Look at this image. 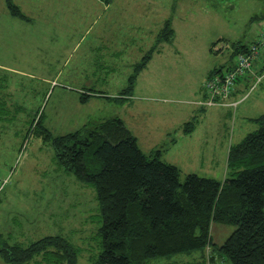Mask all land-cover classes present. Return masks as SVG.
<instances>
[{
	"label": "rangeland",
	"instance_id": "obj_1",
	"mask_svg": "<svg viewBox=\"0 0 264 264\" xmlns=\"http://www.w3.org/2000/svg\"><path fill=\"white\" fill-rule=\"evenodd\" d=\"M13 1L29 19L12 16L0 0V62L9 68L0 65V244L26 246L59 234L79 248L77 264H95L102 250L96 189L65 171L33 131L40 115L55 136L121 118L146 154L160 150L162 160L179 167L181 182L191 173L226 178L230 146L259 128L253 119L264 114V79L253 88L254 76L232 99L247 94L236 107L203 110L197 102L208 73L230 62L232 44L260 39L264 0ZM167 20L174 38L154 52ZM151 50L131 96L81 101L86 92L121 96ZM260 53L264 60V47ZM190 121L192 133L177 129ZM235 228L215 222L214 245ZM201 254L148 264L188 263Z\"/></svg>",
	"mask_w": 264,
	"mask_h": 264
},
{
	"label": "trees",
	"instance_id": "obj_2",
	"mask_svg": "<svg viewBox=\"0 0 264 264\" xmlns=\"http://www.w3.org/2000/svg\"><path fill=\"white\" fill-rule=\"evenodd\" d=\"M5 1L12 16L29 19L13 0ZM101 1L109 5L113 0ZM174 33L167 20L152 50L157 51L163 41H172ZM250 46L233 43L230 62L212 69L206 82L231 70L237 56ZM152 50L137 64L121 96L86 92L81 101L91 96L114 101L131 96ZM253 71L264 79V63L260 71ZM254 76L239 80L236 90ZM253 121L259 128L230 146L223 181L191 173L181 182L179 167L162 160L160 150L146 154L121 118L55 136L40 115L33 131L51 145L65 171L96 189L102 250L95 264H148L152 259L193 251L202 254L193 262L178 264H264V114ZM195 125V121L184 123L183 132L191 133ZM215 222L236 226L220 245H214L211 235ZM0 256L8 264H77L79 248L62 235H47L26 246L0 244ZM217 258L221 263H216Z\"/></svg>",
	"mask_w": 264,
	"mask_h": 264
},
{
	"label": "built area",
	"instance_id": "obj_3",
	"mask_svg": "<svg viewBox=\"0 0 264 264\" xmlns=\"http://www.w3.org/2000/svg\"><path fill=\"white\" fill-rule=\"evenodd\" d=\"M262 47H264V31L262 32L260 39H257L251 44L248 52L241 53L237 56L235 64L231 70L226 71L222 77L215 76L211 78L204 84L206 98L205 101H202L199 104L227 105L226 100L235 92L239 80H242L244 77H248L251 74L256 76V83H259L262 80V77L257 76L254 73L253 62L258 57ZM255 86L256 84L253 88ZM233 105H237V103H233Z\"/></svg>",
	"mask_w": 264,
	"mask_h": 264
},
{
	"label": "crops",
	"instance_id": "obj_4",
	"mask_svg": "<svg viewBox=\"0 0 264 264\" xmlns=\"http://www.w3.org/2000/svg\"><path fill=\"white\" fill-rule=\"evenodd\" d=\"M256 63H259V64H257L255 67H254V69L256 70V71H258L259 69H261L262 68V66H263V62H264V60H263V55L260 53V55H259V57H258V59L255 61ZM2 63L0 62V65H1ZM3 65V67H5V68H7V69H9L7 66H5L4 64H2ZM1 65V66H2ZM260 71V70H259ZM209 74V73H208ZM252 80V79H251ZM251 80H247L246 82H242V83H240L239 85H238V87H237V90H236V92L226 101V103H227V105H221V104H215V105H206V106H204V107H202L203 105L202 104H198V103H200V102H202L203 100H204V98L202 99V100H200V101H198L197 102V104L198 105H200L201 107H202V109L204 110V108L205 107H209V109L208 110H217L219 107H236L242 100H243V98L247 95H245L244 97H241L240 99H238V100H236V101H232V99H236L239 95H241V94H243L244 93V91L249 87V85H250V81ZM202 90H203V88H202ZM203 93V92H202ZM106 95V94H105ZM233 103H237V105H233ZM182 126H183V124L182 125H180V126H178L177 127V129L178 130H181L182 129ZM183 130V129H182ZM195 130V129H194ZM193 130V131H194ZM192 131V132H193ZM191 132V133H192ZM136 136V135H135ZM136 138H137V136H136ZM137 140H138V138H137ZM138 144H139V141H138ZM140 146V145H139ZM142 149V148H141ZM143 150V149H142ZM228 158V157H227ZM3 188L4 187H0V194H1V191L3 190ZM0 236H3V234H1ZM4 263H6L1 257H0V264H4ZM8 264V263H7Z\"/></svg>",
	"mask_w": 264,
	"mask_h": 264
}]
</instances>
